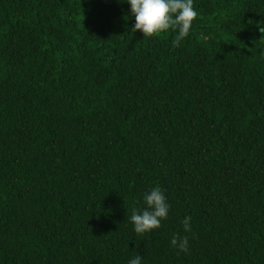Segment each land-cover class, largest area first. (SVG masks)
Instances as JSON below:
<instances>
[{"label": "trees", "instance_id": "1", "mask_svg": "<svg viewBox=\"0 0 264 264\" xmlns=\"http://www.w3.org/2000/svg\"><path fill=\"white\" fill-rule=\"evenodd\" d=\"M193 5L174 46L126 0H0V264H264V0Z\"/></svg>", "mask_w": 264, "mask_h": 264}, {"label": "clouds", "instance_id": "2", "mask_svg": "<svg viewBox=\"0 0 264 264\" xmlns=\"http://www.w3.org/2000/svg\"><path fill=\"white\" fill-rule=\"evenodd\" d=\"M131 6V14L135 17L133 32H141L145 37L158 36L169 30L178 32L174 46H179L180 40L190 33L193 22L198 17L193 0H126ZM264 33V28L260 29ZM146 208L144 210H132L130 217L137 234L151 232L161 227V221L167 219L170 205L167 202L165 192L159 186L153 187L143 196ZM192 217L186 216L182 220L185 232L191 231L190 221ZM171 244L181 252L188 251V238L174 234ZM142 255L135 253L134 258L128 264H142Z\"/></svg>", "mask_w": 264, "mask_h": 264}]
</instances>
